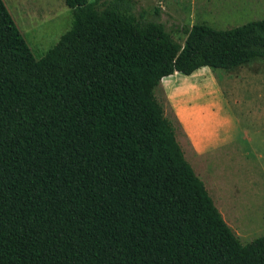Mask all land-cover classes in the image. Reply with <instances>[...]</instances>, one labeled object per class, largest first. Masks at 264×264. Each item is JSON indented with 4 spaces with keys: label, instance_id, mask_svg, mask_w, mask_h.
Listing matches in <instances>:
<instances>
[{
    "label": "trees",
    "instance_id": "trees-1",
    "mask_svg": "<svg viewBox=\"0 0 264 264\" xmlns=\"http://www.w3.org/2000/svg\"><path fill=\"white\" fill-rule=\"evenodd\" d=\"M65 3L73 27L38 60L0 0V264H264L156 97L176 73L264 60V20L181 45L134 0Z\"/></svg>",
    "mask_w": 264,
    "mask_h": 264
},
{
    "label": "rangeland",
    "instance_id": "rangeland-1",
    "mask_svg": "<svg viewBox=\"0 0 264 264\" xmlns=\"http://www.w3.org/2000/svg\"><path fill=\"white\" fill-rule=\"evenodd\" d=\"M6 5L13 7L5 0ZM136 14L162 24L177 43L184 45V28L207 25L227 31L264 20V0H134ZM23 10L24 29L17 24L34 56L43 58L73 25V13L64 0H16ZM41 17V18H40ZM23 31V32H22ZM156 97L198 177L205 183L226 223L243 244L264 235V60L233 71L198 70L191 76L174 74L156 89ZM201 110L197 126L219 143L199 156L192 118Z\"/></svg>",
    "mask_w": 264,
    "mask_h": 264
},
{
    "label": "crops",
    "instance_id": "crops-1",
    "mask_svg": "<svg viewBox=\"0 0 264 264\" xmlns=\"http://www.w3.org/2000/svg\"><path fill=\"white\" fill-rule=\"evenodd\" d=\"M4 3L6 2L5 0H3ZM8 3L13 7V9L8 5H5L7 6L11 16L13 17L16 25L19 23V26L21 24V27L24 29V21H21L20 19V16L23 18V12L28 16V12L23 10V12L21 11L20 14H18V6L16 7V10H15V4H16V0H7ZM65 1V0H64ZM96 0H89L90 3L92 2H95ZM66 4V3H65ZM68 7V6H67ZM69 8V7H68ZM72 11V10H71ZM73 13V12H72ZM41 18V17H40ZM73 23H74V20H73ZM19 26L17 25V27L19 28ZM73 27V25H72ZM72 29V28H71ZM70 29V30H71ZM20 30V28H19ZM22 30V29H21ZM20 30V32H21ZM69 30V31H70ZM68 31V32H69ZM23 32V31H22ZM68 32H66L64 35H66ZM64 35L60 38L59 42L61 41V39L64 37ZM24 37V36H23ZM58 42V43H59ZM57 43V44H58ZM56 44V45H57ZM55 45V46H56ZM54 46V47H55ZM53 47V48H54ZM53 48H51L50 50H52ZM49 50V51H50ZM48 51V52H49ZM48 52L46 53V55L48 54ZM45 55V56H46ZM44 56V57H45ZM43 57V58H44ZM39 59H42V58H39ZM38 59V60H39ZM201 110H198V113L197 111H195L193 113V116L192 118L190 116H185V115H182L181 116V120L190 128V127H193V130H194V133H193V142H194V147L196 149V151L198 152L199 156H203L205 155L206 152L210 151L214 146H216L218 143H219V140H220V137L217 133H214L212 130L210 132L209 135H205L204 133H202V130L198 128V126L196 125L197 124V120L201 119L202 118V115L200 113Z\"/></svg>",
    "mask_w": 264,
    "mask_h": 264
}]
</instances>
